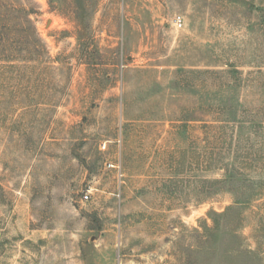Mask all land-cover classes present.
<instances>
[{"label": "rangeland", "instance_id": "1", "mask_svg": "<svg viewBox=\"0 0 264 264\" xmlns=\"http://www.w3.org/2000/svg\"><path fill=\"white\" fill-rule=\"evenodd\" d=\"M0 264H264V0H0Z\"/></svg>", "mask_w": 264, "mask_h": 264}, {"label": "built area", "instance_id": "2", "mask_svg": "<svg viewBox=\"0 0 264 264\" xmlns=\"http://www.w3.org/2000/svg\"><path fill=\"white\" fill-rule=\"evenodd\" d=\"M174 22L177 27L179 28L182 27V20L180 17H177ZM87 198H88L87 196H84V199H87Z\"/></svg>", "mask_w": 264, "mask_h": 264}]
</instances>
